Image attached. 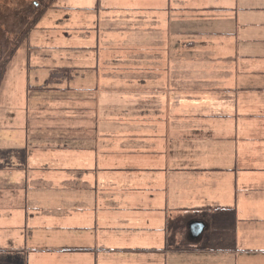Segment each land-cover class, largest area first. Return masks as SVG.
<instances>
[{
    "label": "rangeland",
    "instance_id": "obj_1",
    "mask_svg": "<svg viewBox=\"0 0 264 264\" xmlns=\"http://www.w3.org/2000/svg\"><path fill=\"white\" fill-rule=\"evenodd\" d=\"M127 1L55 0L7 67L0 86V264H188L191 260L186 256L193 254H136L118 248L164 245L166 213L202 203L215 206L185 215L184 220L195 216L207 219L208 235L214 243L228 244L234 235L239 248H248L246 251L254 254L238 257L239 261L264 264V59H260L264 41L248 47L255 72L252 86L256 89L239 92L236 97L244 103V113L258 117L250 123L240 120V140L257 145L258 163L253 169H240L238 176L234 168L222 173L213 169L224 162L220 151L213 149L223 141L213 143L199 137L208 125L218 127L221 134L231 133L234 122L227 116L230 108L225 102L235 97L232 91L226 93L228 98L225 93L218 97L207 94L190 101L201 105L181 107L187 116L226 114L213 120L170 118L165 100L142 120L137 118L142 109L137 108L139 100L126 102L132 95L114 94L112 100H107L109 94L104 91L97 105L90 96V92L95 93L89 89L87 96L76 98L77 90L73 89L82 85L67 77L36 91L49 77L42 75V66H49L57 53L70 59L66 63H76V57L83 59L81 56L89 52V36L99 33L103 40L121 25L126 29L137 27L139 12L123 9ZM141 4L137 1L134 6L139 8ZM81 21L92 28H80ZM126 33L129 46L136 31ZM192 61L197 64L198 60ZM215 72L205 73L203 80L219 85L220 75ZM69 84L73 87L68 88ZM184 89L194 96L202 90L193 84ZM171 108L179 114L178 110L174 112L175 105ZM83 128L110 130L111 135V130H136L137 135L144 134L143 129L156 130L160 136L152 137L156 139L153 153L145 149L139 153H113V147H107L112 141L132 139H58ZM167 129L177 131L179 138L166 135ZM137 140L144 145L150 142L148 138ZM174 146L178 149L177 161L174 163L175 155L171 153L170 165L168 152ZM201 147L211 148V152L189 153L190 148ZM239 215L246 221H238ZM171 220L176 221L173 217ZM65 246L73 249H54ZM228 256H224L223 264H235Z\"/></svg>",
    "mask_w": 264,
    "mask_h": 264
},
{
    "label": "crops",
    "instance_id": "obj_2",
    "mask_svg": "<svg viewBox=\"0 0 264 264\" xmlns=\"http://www.w3.org/2000/svg\"><path fill=\"white\" fill-rule=\"evenodd\" d=\"M137 1L142 2L139 8L134 6ZM122 5L123 9L139 12L140 21H138L137 27L126 29L121 25L117 31L112 29V33L108 34V37L103 40L99 39V33L95 36H89L88 39L92 42L89 44L88 54L81 56L83 59L76 57L78 60L76 63H66L70 59L64 55V58H61L62 54L57 53L54 61L49 66H42L45 72V74L41 72L42 75H45L46 78L50 74L51 70L47 71V68H60L69 71L72 75L70 81L72 83L80 82L82 85L80 89H73L77 90L74 96L80 99L87 96L86 91H94L95 96L91 92L90 96L91 100L95 99L97 101V105H99V95L104 91L109 94L107 100L108 97L112 100L114 94L123 95L124 97L126 94L132 95V99L128 98L126 102L131 104V101L139 100L137 108L142 109L139 111L141 115L137 118H142V120L162 100L167 102L170 118L198 117L210 118L211 120L215 117L223 118L221 116H226V114L218 116L194 114L193 116H187L186 112H182L181 107L201 105L199 102H190L194 98H200L207 94H209L208 97H218L224 93L227 97L226 93L232 91V93H235V97L232 95L225 102L230 108V114H227V116L233 117L232 121L234 122L231 133L221 134L216 130L218 127L208 125V130L199 137H206L213 143L223 141L222 144L213 148H217L224 157L222 160L224 162L220 161L222 162L220 166L213 168L219 173L232 172L234 168L237 170L236 176H238L240 169L248 167L253 169L254 165L258 163L256 155L259 152L256 144L250 145L241 142L240 120L250 123L256 121L258 117L254 114L244 113V103L236 97L240 96L239 92L256 89V86H252L254 85L252 79L255 72L252 68L253 59H250L252 53L248 50V47L258 40L264 41V0H129L123 2ZM80 25L82 29L92 28L86 26L84 21H81ZM130 30H135L136 36L128 46L125 35L127 34L126 31L129 32ZM101 43L108 45L103 47L100 46ZM56 49L60 50V47ZM73 53L77 54L76 52ZM192 59L198 60L197 64ZM260 59H264V55ZM213 71L220 75L219 85L212 80L211 83L203 80L205 73L214 74ZM241 78H243L242 81ZM190 84L196 85L202 90L194 96V94L184 89ZM71 85L69 84L68 88H72L73 85ZM87 85L89 86L87 87ZM231 85L235 88H232ZM216 87H219V89L213 90ZM67 90L70 91V89ZM171 105H175L174 112L178 110L179 114L172 112ZM241 108L242 112L239 113L238 111ZM94 117L96 118V116ZM248 129L252 132L250 124ZM111 131L113 136L109 133L110 130L100 131L83 128L80 132L68 133L58 139H70L69 141H71L77 137H84V141H92L100 136L111 139H132L127 142L112 141L110 146L107 147H113V153L117 151L139 153L141 149L153 153L156 149V139L152 137L160 136V131L156 130L143 129L144 134L138 135L136 130ZM176 134L179 133L167 129L166 135L175 136ZM207 134L212 136H207ZM176 136V138H179L180 135ZM143 138L150 139V142L144 145V142L137 140ZM107 147L104 149H107ZM177 151L176 146L170 148L167 158L168 164L171 165L172 163L171 153H174V163H176ZM210 152L211 148L207 147L189 149V153L207 154ZM95 160L98 168L100 160L98 157ZM195 171L198 170L195 169ZM15 201L18 203L16 199ZM212 206L215 205L202 203L196 207H179L175 209L176 212L166 213L164 245L162 244V246L118 248V250L136 254L145 252H157L166 255L171 253L193 254L190 257L186 256L191 260L188 264H223L226 259L223 260L224 256L229 255L228 257H233L235 264H244L246 260L239 261L238 257L245 254H254L252 251H246L248 248H239L236 243V236L232 235L233 241L228 244H221L218 241L214 243L211 239L212 236L208 235L207 229L210 226L207 219L195 216L189 221L184 220L185 215H194L195 211ZM178 211L181 213H177ZM207 211L210 213V209ZM171 217L176 219L174 223H172ZM239 219L241 220L238 221H246L245 217L241 215H239ZM195 222H200L203 226L200 233L192 236L190 224ZM184 229H186L185 232ZM173 231H175V234L171 235ZM54 249L68 250L73 249V247L65 246L63 249L60 247Z\"/></svg>",
    "mask_w": 264,
    "mask_h": 264
},
{
    "label": "trees",
    "instance_id": "obj_3",
    "mask_svg": "<svg viewBox=\"0 0 264 264\" xmlns=\"http://www.w3.org/2000/svg\"><path fill=\"white\" fill-rule=\"evenodd\" d=\"M55 0H0V86L7 67L16 50L37 27L46 10ZM67 70L55 68L49 77L38 86L36 91L50 88V84L59 82L63 77L71 78ZM30 89H35L30 86Z\"/></svg>",
    "mask_w": 264,
    "mask_h": 264
},
{
    "label": "water",
    "instance_id": "obj_4",
    "mask_svg": "<svg viewBox=\"0 0 264 264\" xmlns=\"http://www.w3.org/2000/svg\"><path fill=\"white\" fill-rule=\"evenodd\" d=\"M202 224L200 222H195L190 224L191 234L192 236H196L202 230Z\"/></svg>",
    "mask_w": 264,
    "mask_h": 264
}]
</instances>
